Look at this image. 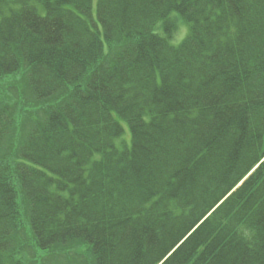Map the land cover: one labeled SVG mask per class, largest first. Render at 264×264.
<instances>
[{"label":"trees","instance_id":"obj_1","mask_svg":"<svg viewBox=\"0 0 264 264\" xmlns=\"http://www.w3.org/2000/svg\"><path fill=\"white\" fill-rule=\"evenodd\" d=\"M0 264H264V0H0Z\"/></svg>","mask_w":264,"mask_h":264},{"label":"rangeland","instance_id":"obj_2","mask_svg":"<svg viewBox=\"0 0 264 264\" xmlns=\"http://www.w3.org/2000/svg\"><path fill=\"white\" fill-rule=\"evenodd\" d=\"M187 29L186 28H181L180 32L178 33L177 37H175L173 43L178 44L186 35ZM27 123V122H26ZM26 125V124H25Z\"/></svg>","mask_w":264,"mask_h":264}]
</instances>
